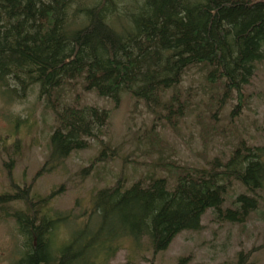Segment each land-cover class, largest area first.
I'll return each instance as SVG.
<instances>
[{"label":"trees","instance_id":"obj_1","mask_svg":"<svg viewBox=\"0 0 264 264\" xmlns=\"http://www.w3.org/2000/svg\"><path fill=\"white\" fill-rule=\"evenodd\" d=\"M261 62L264 0H0V91L21 97L37 86L56 117L40 171L99 141L108 119L106 110L63 104L75 82L115 104L128 93L153 113L178 117L188 108L178 88L190 68L216 85L222 107L242 94ZM107 150L103 144L99 156ZM172 170V185L152 177L126 186L118 177L97 190L87 221L62 240L56 230L70 218L50 209L54 191L39 196L11 183L0 194V218L12 219L22 238L13 264H107L124 238H146L156 253L178 233L199 229L208 209L243 223L264 190V146L239 141L222 164ZM232 181L251 196L223 207ZM235 264L254 263L239 253Z\"/></svg>","mask_w":264,"mask_h":264},{"label":"rangeland","instance_id":"obj_2","mask_svg":"<svg viewBox=\"0 0 264 264\" xmlns=\"http://www.w3.org/2000/svg\"><path fill=\"white\" fill-rule=\"evenodd\" d=\"M178 89L188 108L182 116L167 117L164 111L153 113L128 93L115 104L75 82L65 89L63 104L106 110L108 119L99 141L89 140L85 149L73 151L52 169L45 166L44 171L40 169L56 126L54 112L38 97L37 86L21 97L0 91V194L11 183L29 187L39 196L54 191L50 209L70 218L69 224L56 230L62 240L87 221L96 191L112 186L118 177L126 186L152 177L165 178L172 185L174 164L207 168L213 161L224 163L239 141L264 146V62L257 64L242 94L231 95L222 107L220 95H212L220 90L209 86L197 67L184 73ZM103 144L110 151L99 156ZM257 193V208L243 223L218 219L208 209L199 229L178 233L165 250L154 253L146 238L138 242L124 238L107 264H176L180 258H187L186 264H235L239 253L248 254L249 262L264 264V190ZM240 194L251 196L232 181L223 207H231ZM21 243L15 222L0 218V264H13Z\"/></svg>","mask_w":264,"mask_h":264}]
</instances>
